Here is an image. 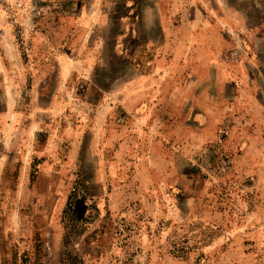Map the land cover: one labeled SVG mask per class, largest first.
<instances>
[{
  "label": "rangeland",
  "instance_id": "1",
  "mask_svg": "<svg viewBox=\"0 0 264 264\" xmlns=\"http://www.w3.org/2000/svg\"><path fill=\"white\" fill-rule=\"evenodd\" d=\"M0 264H264V0H0Z\"/></svg>",
  "mask_w": 264,
  "mask_h": 264
},
{
  "label": "crops",
  "instance_id": "2",
  "mask_svg": "<svg viewBox=\"0 0 264 264\" xmlns=\"http://www.w3.org/2000/svg\"><path fill=\"white\" fill-rule=\"evenodd\" d=\"M133 5L129 4L128 6H126V8L131 9L133 7ZM234 74L237 77L238 74L235 72H234ZM234 74H233V76H235ZM125 94H127V93H125ZM137 95H138V92L129 93V96L126 97V100L124 101V108L125 109L133 110L136 105L141 103V98H139L140 102L137 103V101H138V97H136Z\"/></svg>",
  "mask_w": 264,
  "mask_h": 264
},
{
  "label": "trees",
  "instance_id": "3",
  "mask_svg": "<svg viewBox=\"0 0 264 264\" xmlns=\"http://www.w3.org/2000/svg\"><path fill=\"white\" fill-rule=\"evenodd\" d=\"M76 195H71L66 203V207L64 209V212L70 210V209H73L74 211L73 212H78V211H84L86 210V205L83 204V202L79 201V200H76ZM84 209V210H83Z\"/></svg>",
  "mask_w": 264,
  "mask_h": 264
}]
</instances>
